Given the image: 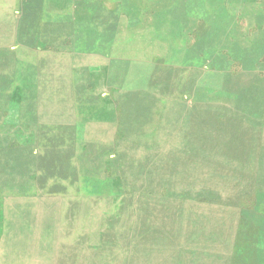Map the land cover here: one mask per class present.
Listing matches in <instances>:
<instances>
[{"label":"rangeland","instance_id":"1","mask_svg":"<svg viewBox=\"0 0 264 264\" xmlns=\"http://www.w3.org/2000/svg\"><path fill=\"white\" fill-rule=\"evenodd\" d=\"M154 99L149 140L119 105ZM32 216L0 264H264V0H0V224Z\"/></svg>","mask_w":264,"mask_h":264},{"label":"crops","instance_id":"2","mask_svg":"<svg viewBox=\"0 0 264 264\" xmlns=\"http://www.w3.org/2000/svg\"><path fill=\"white\" fill-rule=\"evenodd\" d=\"M69 7H58V9H65L67 10ZM53 60H57L60 59V57H52ZM56 64V68L58 71V74H60L61 76V72H62V68H61V64L59 62H54ZM145 68L148 70L146 72V75L148 76V78L152 79L155 81V78L160 75L162 76L160 73H157V71L155 69H153L152 67L155 65L150 62L148 64H145ZM63 86L66 85L65 84V79L63 80ZM153 86V85H152ZM149 87L147 88V91H153L157 93V85L154 87ZM155 90V91H154ZM64 91V89H63ZM65 92L66 94L69 92H76L78 95H76V98L81 96V90L80 89H72L69 90L67 85L65 88ZM161 92V91H159ZM69 95L67 94V97ZM165 102L163 100H144V101H126L123 105H119L120 107H124V108H137V107H141V108H147L150 110L147 111H143V117H142V121H141V125L143 126L144 131H146L149 136H147V138L149 140H156L158 139V133H163V126H164V121H163V117H164V110L163 107L165 106ZM102 105H98L97 107H93V108H97V110H91V115L90 118L91 120L86 121L85 123H87V127L89 126V130L91 133H97L101 136L99 137H106L108 134H111V132L115 131L116 128L113 127V122L111 121L112 119V115H113V111L110 110L111 107L115 108V101L112 100H105L102 101L101 103ZM167 106H178V103H174V102H170L167 101L166 102ZM170 104V105H169ZM101 108V110H100ZM152 109H156V110H152ZM159 109V110H158ZM141 113V115H142ZM102 119V120H101ZM151 134V135H150ZM110 137V135L108 136ZM161 137V136H160ZM27 200H31V199H27ZM42 201L43 203H45V200H39ZM40 203V202H39ZM30 210V211H29ZM33 211V212H31ZM35 215L36 214V208L35 206H29L25 209H22L21 211H19V216L21 217H26L29 215ZM8 219V218H6ZM49 218H47V221ZM24 224L21 226L23 228L22 232L16 231L14 230L15 228H17L19 226V224L23 223ZM45 220L43 218H37V216H35L33 218H16L13 217L10 219V221H3V223L0 224V228L3 229V231L1 232L2 235H22V236H28V235H40L42 234L41 228L44 225ZM8 229L11 230L10 232H8ZM32 241L28 243H31ZM36 245L38 244H44V241H36L34 242ZM31 248V247H30ZM112 249V248H111ZM67 250V249H65ZM108 252L113 251V255H115L114 253H116V250L113 248L112 250H107ZM117 254V253H116ZM93 258V257H92Z\"/></svg>","mask_w":264,"mask_h":264},{"label":"bare ground","instance_id":"3","mask_svg":"<svg viewBox=\"0 0 264 264\" xmlns=\"http://www.w3.org/2000/svg\"><path fill=\"white\" fill-rule=\"evenodd\" d=\"M52 61H55V60H52ZM148 203H149V202H148ZM158 203H159V202H158ZM152 204H154V203H152ZM152 204H151V206H152ZM156 204H157V203H156ZM159 204H160V203H159ZM149 205H150V203H149ZM145 206H146V205H145ZM151 206H150V207H151ZM154 206H155V205H154ZM155 207H156V206H155ZM152 208H153V206H152ZM150 210H151V208H150ZM158 210H159V209H158ZM137 221H138V219H137ZM137 221H136V222H137ZM137 223H138V222H137ZM112 249H113V248H112ZM160 249H161V248H160Z\"/></svg>","mask_w":264,"mask_h":264}]
</instances>
